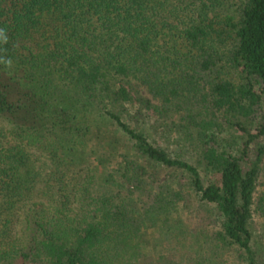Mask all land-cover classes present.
Wrapping results in <instances>:
<instances>
[{"label":"trees","instance_id":"16d2710c","mask_svg":"<svg viewBox=\"0 0 264 264\" xmlns=\"http://www.w3.org/2000/svg\"><path fill=\"white\" fill-rule=\"evenodd\" d=\"M263 237L264 0H0V264H264Z\"/></svg>","mask_w":264,"mask_h":264},{"label":"rangeland","instance_id":"374dc122","mask_svg":"<svg viewBox=\"0 0 264 264\" xmlns=\"http://www.w3.org/2000/svg\"><path fill=\"white\" fill-rule=\"evenodd\" d=\"M226 135H229V134L226 133ZM152 139L155 140V141H157L161 145L165 146L167 148V150L171 154H179L180 153L178 147H176L175 145H173L171 143V138H170V135L169 134H165V133L154 134V135H152ZM202 176H203L202 178H203L204 181L208 178V175L207 174H204ZM258 223H260V222H258ZM258 227H259L260 231L262 232V230H261L262 227L259 224H258Z\"/></svg>","mask_w":264,"mask_h":264}]
</instances>
